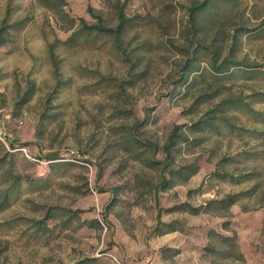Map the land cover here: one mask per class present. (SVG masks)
<instances>
[{
	"label": "rangeland",
	"instance_id": "rangeland-1",
	"mask_svg": "<svg viewBox=\"0 0 264 264\" xmlns=\"http://www.w3.org/2000/svg\"><path fill=\"white\" fill-rule=\"evenodd\" d=\"M200 1L65 0L74 27L79 17L114 25L119 10L135 23L116 44H66L54 10L0 0V24L26 20L0 45V264H264V100L254 95L264 93V0H224L220 21L197 33L189 8ZM218 31L226 49L238 36L240 68L180 82L183 61ZM225 97L252 110L224 112L234 127H191ZM176 124L174 162L200 166L161 188ZM228 193L238 199L223 209L175 206Z\"/></svg>",
	"mask_w": 264,
	"mask_h": 264
},
{
	"label": "trees",
	"instance_id": "trees-1",
	"mask_svg": "<svg viewBox=\"0 0 264 264\" xmlns=\"http://www.w3.org/2000/svg\"><path fill=\"white\" fill-rule=\"evenodd\" d=\"M38 3L54 10L61 18L65 19L69 26H67L70 34L66 38L63 43H77L82 41H95L99 38L111 39L116 44L118 38L123 35L128 29L133 28L135 26L134 19L126 16L121 10H119L116 22L114 25H106L100 21H95L93 23H87L83 17H79L78 24L74 27L75 18L68 16L67 12L64 10L62 5L65 3V0H37ZM221 3H224V0H201L198 3H194L189 8V16L191 21L192 29H194L197 33H202L207 30L208 26L211 25L215 21L217 22L218 16L222 13ZM221 19V18H220ZM218 20V22L220 21ZM26 23L24 17L15 19L13 21L8 22L6 18H4L0 24V45L6 43L12 31L17 30ZM219 27V25H218ZM218 29V28H217ZM244 32L250 30L248 28H244ZM216 36V37H215ZM214 37H211L208 41L202 39L199 43V46L192 52V54L183 61L181 65V73L179 76L180 82L187 80L191 74V78L193 76H201L206 71H210L213 73H230L234 71V69L240 68L241 60L235 56L236 53V45L238 42V36L234 35V38L231 41L229 48L226 49V45L224 43L223 37L218 33ZM240 40V39H239ZM205 58L208 63L207 66L201 67V60ZM262 74H264V69L258 70ZM254 72V71H253ZM60 80L57 79L55 88H59ZM32 89H28V93L23 95L22 101H26ZM258 98L264 100V93H256L254 94ZM216 110L219 111V114L206 117H201L190 125L194 127V130H201L203 128H210L214 130H221L222 127H230L232 125L231 122L227 121L226 115H224L226 111H231L239 108H244L247 110H252L249 106V102H243L239 99L232 97H225L217 103H215ZM215 110V111H216ZM219 118V119H218ZM234 127V125H232ZM233 127H231L232 130ZM182 134L178 132V125L176 124L174 128L169 133L166 141L162 144V151H165V163L164 169H166V165L171 163L170 168L165 171V174H162V179L160 180L161 188H168L176 183L182 182L188 179L192 174H194L200 164L198 161L190 160L187 162L175 163V156L178 149V144L182 139ZM174 148V149H173ZM162 161L157 159L153 160V163H160ZM216 176L220 178H232L233 180H240L239 177H235L232 173L226 170H213L212 172ZM15 180L19 181V176H15ZM15 185H12L14 188ZM7 191V190H6ZM11 190H9L10 192ZM189 192L191 189L188 190ZM8 192H3L0 197V208L8 205ZM238 199V193H228L224 197L219 199L216 198H208L200 205H191L188 202H181L176 206L181 210H189L190 212H199V211H208L214 209H223L230 206ZM55 215V211L47 210L45 217H52ZM166 225L169 226L167 230H173L177 227L175 225H171L170 222H163L160 218H157L156 226ZM221 239L227 242L228 244H233L232 239L233 235H220Z\"/></svg>",
	"mask_w": 264,
	"mask_h": 264
}]
</instances>
